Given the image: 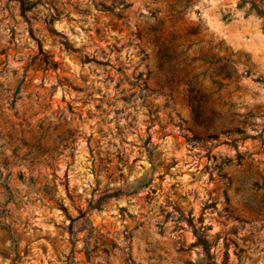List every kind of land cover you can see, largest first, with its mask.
Returning a JSON list of instances; mask_svg holds the SVG:
<instances>
[{
  "label": "rangeland",
  "instance_id": "obj_1",
  "mask_svg": "<svg viewBox=\"0 0 264 264\" xmlns=\"http://www.w3.org/2000/svg\"><path fill=\"white\" fill-rule=\"evenodd\" d=\"M30 1L0 0V264H205L201 228L264 264V0Z\"/></svg>",
  "mask_w": 264,
  "mask_h": 264
},
{
  "label": "trees",
  "instance_id": "obj_2",
  "mask_svg": "<svg viewBox=\"0 0 264 264\" xmlns=\"http://www.w3.org/2000/svg\"><path fill=\"white\" fill-rule=\"evenodd\" d=\"M14 2H16L18 5H19V8H20V12H21V15L26 18V14L28 12H30L33 8V5L34 3L31 2L30 0H12ZM47 67H50V68H56V64L55 63H49V62H45ZM20 92V87L18 86V88L16 89L15 93H14V102L15 100H17L18 98H16L17 94ZM151 146V139L150 137H148L145 141L142 142V147L145 148L146 152H147V155H148V159L149 161L152 163L153 161V158L156 154V147H150ZM149 183H151V179H149L148 181L146 182H141L140 185L134 190L133 193H137V191H139L141 188H146ZM6 189L7 188V185L6 184H2ZM118 195H121L119 193H115L113 194L112 196H107L106 198H109V197H116ZM3 227L7 230V232L12 235L11 233V230L9 228V226L7 225H3ZM209 230V228H201V230H199V234L196 235L197 237V241L191 245L192 247L193 246H200L201 248V252H202V258L200 259V262L201 263H205V264H213V255L210 253V250H211V245L208 243V240H207V235H206V231ZM227 254H225V260H224V264L227 262Z\"/></svg>",
  "mask_w": 264,
  "mask_h": 264
}]
</instances>
